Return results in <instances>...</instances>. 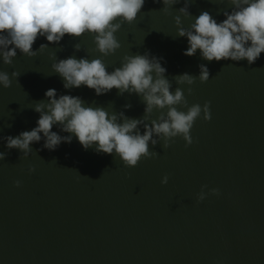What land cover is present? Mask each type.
I'll list each match as a JSON object with an SVG mask.
<instances>
[{
  "label": "water",
  "instance_id": "water-1",
  "mask_svg": "<svg viewBox=\"0 0 264 264\" xmlns=\"http://www.w3.org/2000/svg\"><path fill=\"white\" fill-rule=\"evenodd\" d=\"M163 7V0H145L137 20L116 34L121 48L115 55L101 57L90 35H65L59 44L38 37L33 50L48 49L34 58L18 52L12 65L0 60V70L20 73L11 87L0 86V152L6 153L0 161V264H264V53L251 65L208 62L199 51L186 56L187 38L177 36L175 24L183 0L168 12ZM225 10L231 5L220 0H192L189 7L194 17L208 11L218 22ZM182 20L185 28L193 22ZM145 53L163 58L172 91L182 87L189 106L210 102L212 119L195 122L191 146L182 138L168 148L162 141L150 145L159 156L135 168L85 150L75 137L55 151L45 149L42 138L27 158L6 147L7 136L36 127L34 106L47 99L48 89L143 118L145 104L135 94L65 89L51 57H99L112 71L125 55ZM200 64L210 71L205 83L198 79ZM183 73L197 76L190 95L174 78ZM204 185L209 195L198 202ZM213 188L221 195H211Z\"/></svg>",
  "mask_w": 264,
  "mask_h": 264
},
{
  "label": "clouds",
  "instance_id": "clouds-1",
  "mask_svg": "<svg viewBox=\"0 0 264 264\" xmlns=\"http://www.w3.org/2000/svg\"><path fill=\"white\" fill-rule=\"evenodd\" d=\"M180 2L163 0V10L168 12ZM220 2L231 5V11L225 10V19L218 22L208 11L194 17L189 11L192 0H183L184 7L175 17L177 36L186 37L188 42L183 54L192 57L199 51L201 58L208 62L247 60L249 65L254 64L264 53V0ZM144 4L145 0H0V60L12 65L18 52L34 58L48 49L47 44H41L38 50H33L38 37L59 44L65 35H90L95 44L94 51L101 57L115 55L121 48L116 34L125 23L132 24L137 20ZM182 17L193 21L189 28L183 27ZM75 48L79 51L80 44ZM51 59L52 71L63 79L65 89L86 86L97 96L113 89L120 95L135 94L145 104L144 116L130 118L123 111L109 112L103 107L86 104L79 96H58L56 89H48L45 92L47 99L34 106L39 113L36 127L5 138L6 147L19 150L25 158L33 151L31 145L42 138L43 147L55 151L61 143H71L75 137L85 150L114 155L126 167L135 168L142 159L159 156L158 152L150 150V145L154 148L162 141L163 147L168 148L176 138H182L186 147L191 146L195 122L201 116L206 121L212 119L210 102L189 106L182 87L172 91V84L166 77L167 69L162 66L163 58L149 53L125 55L120 66L112 71L99 57L77 59L70 56L57 60L53 56ZM199 67L198 79L205 83L210 78V71L205 64ZM19 74L13 72L10 76L0 70V86L11 87L12 78L17 79ZM174 78L178 85L188 86L190 95L197 76L183 73ZM131 107V104L124 105L125 109ZM154 112L160 113L156 119L152 118ZM53 127L69 135L61 136L52 130ZM5 157L6 153L0 152V161ZM168 181L165 175L161 182L167 185ZM20 186V181H16V187ZM206 188L207 185L202 186L198 202H203L209 195ZM210 194L220 196L221 192L213 188Z\"/></svg>",
  "mask_w": 264,
  "mask_h": 264
}]
</instances>
